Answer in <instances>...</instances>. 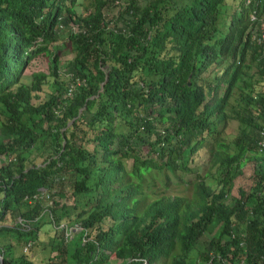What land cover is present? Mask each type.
Returning a JSON list of instances; mask_svg holds the SVG:
<instances>
[{
	"label": "trees",
	"instance_id": "obj_1",
	"mask_svg": "<svg viewBox=\"0 0 264 264\" xmlns=\"http://www.w3.org/2000/svg\"><path fill=\"white\" fill-rule=\"evenodd\" d=\"M76 4L0 0L2 264H264V0Z\"/></svg>",
	"mask_w": 264,
	"mask_h": 264
},
{
	"label": "rangeland",
	"instance_id": "obj_2",
	"mask_svg": "<svg viewBox=\"0 0 264 264\" xmlns=\"http://www.w3.org/2000/svg\"><path fill=\"white\" fill-rule=\"evenodd\" d=\"M91 0H77V4H76V9L78 12H85V7L88 6L89 2ZM73 29H76V27H73ZM67 31L64 33V36L66 35ZM63 39V38H62ZM63 41V40H62ZM60 41L58 44L56 45V47L53 49V52L55 50H58L59 56H58V62H57V67L59 68L58 72L59 74L63 75V71H64V66L66 61L71 58L73 56V52L71 51V47L68 41L66 42H62ZM55 64L54 62V58H53V54L50 53L49 55L46 53H41L39 55H37L35 58H33L32 60H30V62L28 63V65L26 66V68L24 69V79L25 80H30V72L32 71H44V72H48L50 71V69L52 68V66ZM51 80H53V76L50 73L47 76L46 81L42 84V90L38 91V99H42L45 97L46 93L52 88L51 87ZM36 97L34 98V100H38ZM236 122H232L230 123V127L227 130V132L229 134H235L236 132ZM200 155H206V151H201ZM203 158V157H202ZM243 170L244 173L240 174L239 176H237L235 178V183L234 186L232 188V193L236 194L237 193V189L238 186H243L244 188H248L250 181H251V177H250V173L252 171V163L250 161L246 162L245 165L243 166ZM187 178V177H185ZM157 182L159 183V180H157ZM159 185V184H158ZM190 184H185V183H176L174 181H172V183L170 184V187L167 189V192H171V193H184V194H188L190 193ZM69 190V189H68ZM49 211V215L51 214L50 210L47 209ZM58 227H60V225H58ZM79 230L78 228H75V230L72 231V233L74 231ZM53 232V229H51L49 227L48 224L44 225L43 227H41V230L39 231V235L40 238L42 240H47L49 235ZM71 233V234H72ZM203 236L199 238V240L197 241V245L198 246H202L203 245ZM33 253V252H32ZM40 253V255H42V252L37 251L36 255H38Z\"/></svg>",
	"mask_w": 264,
	"mask_h": 264
},
{
	"label": "built area",
	"instance_id": "obj_3",
	"mask_svg": "<svg viewBox=\"0 0 264 264\" xmlns=\"http://www.w3.org/2000/svg\"><path fill=\"white\" fill-rule=\"evenodd\" d=\"M71 92H72V87H69L67 94H71ZM260 132H261V134L264 137V126H262ZM60 227H64V233H65L66 236L67 235H70L72 233V231L75 230V228H78L79 227V230L82 229V226L79 225V224H75L73 226L72 225L68 226L67 224L61 223L60 224ZM26 246L24 247V250L26 249ZM251 264H255V263H251Z\"/></svg>",
	"mask_w": 264,
	"mask_h": 264
},
{
	"label": "water",
	"instance_id": "obj_4",
	"mask_svg": "<svg viewBox=\"0 0 264 264\" xmlns=\"http://www.w3.org/2000/svg\"><path fill=\"white\" fill-rule=\"evenodd\" d=\"M108 79V71L106 70V76H105V79L104 81L101 82V86L103 85V83ZM81 109L79 110V113H80ZM1 258V261H0V264H2V256H0Z\"/></svg>",
	"mask_w": 264,
	"mask_h": 264
},
{
	"label": "clouds",
	"instance_id": "obj_5",
	"mask_svg": "<svg viewBox=\"0 0 264 264\" xmlns=\"http://www.w3.org/2000/svg\"><path fill=\"white\" fill-rule=\"evenodd\" d=\"M264 36V35H263Z\"/></svg>",
	"mask_w": 264,
	"mask_h": 264
}]
</instances>
